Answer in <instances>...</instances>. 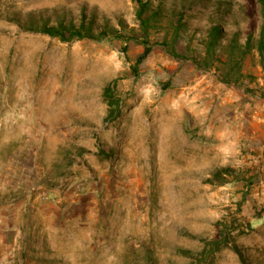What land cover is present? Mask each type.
<instances>
[{
	"label": "rangeland",
	"instance_id": "1",
	"mask_svg": "<svg viewBox=\"0 0 264 264\" xmlns=\"http://www.w3.org/2000/svg\"><path fill=\"white\" fill-rule=\"evenodd\" d=\"M149 1L142 33L136 0H0V264H264V0ZM82 14L133 38L29 30Z\"/></svg>",
	"mask_w": 264,
	"mask_h": 264
},
{
	"label": "trees",
	"instance_id": "2",
	"mask_svg": "<svg viewBox=\"0 0 264 264\" xmlns=\"http://www.w3.org/2000/svg\"><path fill=\"white\" fill-rule=\"evenodd\" d=\"M137 7L135 11L136 19L139 22V26L142 33H146L159 16L160 8H153L149 0H136ZM179 23H181V16H178ZM31 27L29 30L33 32H39L47 34L49 36H55L61 41H71L79 39H92L96 41H102L104 39H122L124 35L122 32H126L129 38H133L132 33L128 31L121 21L122 28L117 29L109 20H105L102 24L98 25L95 16L89 17L88 15L82 14L81 18L74 22L72 19L66 20L64 17L57 18L54 23H30ZM178 31L179 28H177ZM221 29L218 24H213L207 34L208 37L205 42V50L208 52V56L215 51L219 39L221 38ZM127 36V35H125ZM251 35L246 37L245 45L249 46L251 42ZM145 42V41H143ZM236 44V40L234 45ZM243 45V46H245ZM259 52L264 51V29L259 35L256 43ZM125 52L126 47H123ZM149 49L145 47L144 51L137 57L133 69L141 62V60L148 53ZM102 97L106 103V112L103 117L106 122H113L121 114V100L122 97L117 93L115 89L114 81L108 82L102 89ZM233 170L229 166H222L214 171L215 177H220L223 174H230ZM229 180L222 179L217 184L228 183ZM239 207V206H238ZM236 227L230 224L227 220L220 218L213 223V234L208 239H202L204 242V249L210 252H217L225 247L232 248L239 256H242L241 249L235 242L236 234L234 233ZM239 233V232H238Z\"/></svg>",
	"mask_w": 264,
	"mask_h": 264
}]
</instances>
